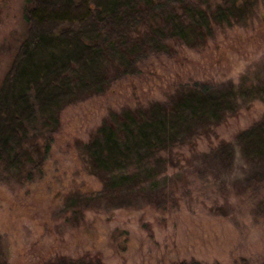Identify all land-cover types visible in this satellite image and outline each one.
I'll return each instance as SVG.
<instances>
[{"label":"rangeland","instance_id":"374dc122","mask_svg":"<svg viewBox=\"0 0 264 264\" xmlns=\"http://www.w3.org/2000/svg\"><path fill=\"white\" fill-rule=\"evenodd\" d=\"M257 1L252 20L223 22L206 40L187 37L138 71L111 77L101 94L65 107L60 124L48 127L55 139L41 177L22 182L12 162L1 169L0 264L86 254L104 264H264V150H256L264 146V0ZM181 4L198 12L190 0ZM26 6L0 0V88L36 25L25 21ZM196 82L228 96L226 116L180 131V151L141 163L137 154L90 160L86 143L102 125L133 121V108ZM257 123V142L237 135ZM33 127L27 140L41 125Z\"/></svg>","mask_w":264,"mask_h":264},{"label":"trees","instance_id":"16d2710c","mask_svg":"<svg viewBox=\"0 0 264 264\" xmlns=\"http://www.w3.org/2000/svg\"><path fill=\"white\" fill-rule=\"evenodd\" d=\"M180 1L184 0H26L25 21L36 25L20 41L0 88V173L12 162L22 182L41 177L55 139L48 127L60 124L65 107L101 94L111 77L138 71L147 58L174 51L187 37L206 40L223 22L252 20L259 5L257 0H228L202 8L190 0L196 12L182 4L181 8ZM192 85H180L167 98L133 108V121L102 125L86 143L90 160L137 154L141 163L174 146L180 151L182 145L174 142L180 131L226 116L227 95L211 93L208 82ZM38 122L41 128L27 140ZM261 128L253 124L237 135L255 143ZM89 256H58L47 263L104 264Z\"/></svg>","mask_w":264,"mask_h":264}]
</instances>
